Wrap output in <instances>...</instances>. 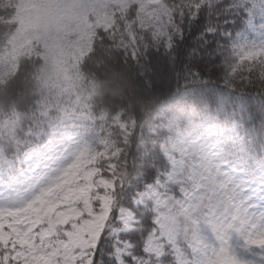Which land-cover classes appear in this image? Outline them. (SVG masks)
<instances>
[{
	"label": "snow or ice",
	"instance_id": "snow-or-ice-1",
	"mask_svg": "<svg viewBox=\"0 0 264 264\" xmlns=\"http://www.w3.org/2000/svg\"><path fill=\"white\" fill-rule=\"evenodd\" d=\"M33 5L75 10L89 39L41 28L0 49L6 151L38 161L39 185L0 206V264H264V23L238 31L264 0ZM28 63L39 90L22 93ZM89 79L123 90L88 103ZM101 214L94 242L73 238Z\"/></svg>",
	"mask_w": 264,
	"mask_h": 264
},
{
	"label": "rangeland",
	"instance_id": "rangeland-1",
	"mask_svg": "<svg viewBox=\"0 0 264 264\" xmlns=\"http://www.w3.org/2000/svg\"><path fill=\"white\" fill-rule=\"evenodd\" d=\"M17 31L13 38L18 41L21 35L25 33L26 29L34 23L43 22V27L52 23L56 28H65L66 31L72 33H79V39H83L87 34L84 31L86 27V20H80L78 14L73 9H46L38 10L33 5V0H18L17 4ZM264 23V20H262ZM262 29L260 30L256 39L261 36ZM63 143L65 147L74 146L78 136L75 130L70 131ZM66 153L61 158L63 162L66 158ZM6 172L0 170V206L16 207L20 206L24 201L30 199L32 195L38 191L39 185L37 183L38 176L34 169L38 161L30 162L25 159H5ZM78 195L75 192H69L67 195L66 203L71 205L73 197ZM107 204V201L105 202ZM107 211L105 207L104 212ZM104 215L94 216L90 221L84 222L83 225L74 233V239L78 240L86 232L89 239L94 242L103 225Z\"/></svg>",
	"mask_w": 264,
	"mask_h": 264
},
{
	"label": "trees",
	"instance_id": "trees-1",
	"mask_svg": "<svg viewBox=\"0 0 264 264\" xmlns=\"http://www.w3.org/2000/svg\"><path fill=\"white\" fill-rule=\"evenodd\" d=\"M249 2H252V0H249ZM255 2H259V0H255ZM17 4L18 0H0V49H2L10 35L14 37L16 31H17V20H16V14H17ZM11 16L12 21H14V25L12 23L7 22V18ZM233 22V21H230ZM242 24L244 27L241 29H238V31L243 32L245 28L248 29V32H245V35L247 36L248 33H251L252 35L249 36L250 39H256L260 30H261V24L262 19L259 15L255 17L254 24H249L246 18H242ZM44 24V23H42ZM41 23H34L32 26L28 27L21 35V39L18 41L20 46L23 47L29 42V38L35 36L37 31L41 28H43L44 31H53L56 33L61 34L62 38H66L68 35L74 34L72 32L66 31L65 28H56L52 23H49L46 27H43ZM76 33V32H75ZM88 34L83 37V39H79L77 37L76 41L72 43L71 48L76 51L80 52L82 49H84L88 44ZM39 65H34L32 63H28L24 68V77L22 78L20 85H19V91L20 92H34L38 91L37 87V80L36 75L40 69ZM40 87H45L44 85H41ZM99 91L97 90V87L93 85V82L91 79L87 83H83L79 86L78 95L81 100H84L88 103H92L93 99H95L96 102L99 101L100 95L102 93H108L110 95H119L120 92L123 90V88H114V87H104L103 85L99 86ZM5 159H14V153H9L6 151V139L5 134L2 130H0V170L1 172H6L5 169Z\"/></svg>",
	"mask_w": 264,
	"mask_h": 264
}]
</instances>
